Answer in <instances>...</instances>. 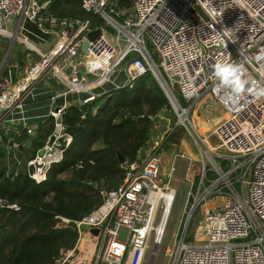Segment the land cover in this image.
Instances as JSON below:
<instances>
[{"label":"built area","instance_id":"2783aa9c","mask_svg":"<svg viewBox=\"0 0 264 264\" xmlns=\"http://www.w3.org/2000/svg\"><path fill=\"white\" fill-rule=\"evenodd\" d=\"M82 8L89 16L55 15L51 0H0V34L16 37L38 56L15 83L0 74V145L11 131L36 134L40 122L29 123L28 100L39 95V83L52 86L51 77L61 85L59 92L45 89L54 128L26 163L25 173L32 179H46L72 141L63 121L70 96L88 94L79 100L81 105L110 88L131 86L150 71L170 89L177 88L189 104L194 101L190 107L179 100L172 104L183 122L203 97L217 102L227 115L209 135L195 130L204 144L210 137L217 139L208 146L197 176L187 150H172L165 166L168 139L149 145L145 157L126 161L125 180L103 188L101 205L73 221L79 237L72 248L63 249L56 264H72L74 258V264H142L151 237L155 244L163 240L178 195L172 180L179 158L189 162L186 179L193 202L184 233L173 245L172 264H264V0H82ZM13 20L14 31L8 25ZM26 20L56 36L48 49L21 33ZM96 29L100 35L90 40L88 34ZM218 61L242 68L247 84L238 99H228L229 89L217 90ZM59 97L63 101L56 107ZM6 144L16 151L26 143L9 138ZM6 173L15 177L20 171L16 166ZM4 207L19 208L3 197ZM201 207L206 240L192 244L186 241L188 225Z\"/></svg>","mask_w":264,"mask_h":264},{"label":"trees","instance_id":"16d2710c","mask_svg":"<svg viewBox=\"0 0 264 264\" xmlns=\"http://www.w3.org/2000/svg\"><path fill=\"white\" fill-rule=\"evenodd\" d=\"M51 10L55 15L89 16L82 0H51ZM180 101L183 107L189 105L183 97ZM171 108L166 91L150 71L131 86L110 88L94 100L68 106L63 121L72 141L42 182L25 172L7 175L5 138L0 145V198L19 208H0V264H56L63 249L72 248L79 237L73 221L101 205L103 188L118 187L125 180L119 153L127 162L137 160L155 119ZM48 122L36 135L22 131L16 140L25 147L32 138L36 154L54 128L53 117ZM62 216L71 221L62 223Z\"/></svg>","mask_w":264,"mask_h":264},{"label":"rangeland","instance_id":"374dc122","mask_svg":"<svg viewBox=\"0 0 264 264\" xmlns=\"http://www.w3.org/2000/svg\"><path fill=\"white\" fill-rule=\"evenodd\" d=\"M97 19L99 18L97 17ZM0 41H2V46L0 47V64L4 59H6L5 66H9V64L17 65L16 67L18 71H23L28 67V62L30 63L38 60L37 54L33 53L28 45L24 42L17 39L14 47L8 53V48L12 42V38L0 34ZM50 41L52 42L53 39ZM148 48L152 52L149 46ZM27 52L30 54V59L26 58L25 56ZM154 58L158 60L157 55H155ZM105 86H108V84ZM171 89L178 98L179 102H181L180 100H182V97L180 92L177 91V88L171 86ZM193 103L194 101H191L190 104L188 102V107H190ZM221 110L224 113L225 110L217 102H214L211 98L203 97L196 101V104L193 105L192 111H190L187 117H185V121L183 122L181 120L180 114L174 109L172 105L171 109H167L164 112L159 113L155 119V126L153 129L154 131L152 132V135L149 139V145H152L155 141H158L162 138L163 140L168 139L164 146L165 158L163 157V159L165 166H167L169 163L170 153L172 150H187L193 158L194 174L197 176V173H199L201 169V160L203 157H206V160L208 158L206 155V151L209 149L208 146L211 147L215 145L217 139L215 137H210L207 144H204L202 141H200L195 130L197 129V131L203 136L209 135L208 133L214 130V128L203 129V117H212L214 119L219 118L220 121L221 119L219 114ZM188 165L189 162L186 159L179 158L176 162V170L172 180V185L178 190V195L176 201L173 204V209L168 219L166 226L167 228L162 242L160 244H155L153 236L151 237L149 240L150 248L147 250L142 264H172L173 262V254L171 255L173 245L176 243L177 239L180 240L182 237L185 230L184 224L187 221L186 203L190 197L191 190L190 183L186 179ZM209 165H211L210 162ZM202 210L203 207L198 208V210L194 211L190 219L186 237V241L189 243L199 244L200 242L206 240V235L200 233V230L204 229V226L201 224L203 221ZM155 251L156 253L154 254L153 252ZM71 262L74 264L77 262V259L74 258L71 260Z\"/></svg>","mask_w":264,"mask_h":264},{"label":"crops","instance_id":"0c3cea01","mask_svg":"<svg viewBox=\"0 0 264 264\" xmlns=\"http://www.w3.org/2000/svg\"><path fill=\"white\" fill-rule=\"evenodd\" d=\"M8 25H9V28L12 29L13 31L16 29L15 28V20L10 21L8 23ZM21 33L28 36L30 39L32 38L31 40L33 42L40 43V45L44 49H48L52 45V43L54 42V38H56V36L54 34L49 36V35H47V33L40 31L33 22L28 21V20L24 21ZM40 36H42V38H44L43 41L41 40ZM10 38H12V42H13L14 38L13 37H10ZM51 39H53L52 42L50 41ZM12 42L10 43V45L12 44ZM1 46H2V41H0V47ZM9 49H10V46L8 48V53L12 50V48H11V50H9ZM29 55H30L29 52H27L25 54L26 58L30 59ZM4 61H6V59H4ZM31 63H33V62H30V63L28 62V66ZM16 66L17 65H10V64H9V66L4 65V67L1 71L2 75L10 76L14 83L17 82L18 79H20V77L22 76L21 75L22 70L18 71ZM48 87L51 88L52 93L59 92V90H61V85L52 84V86H49V85H46L45 83H39V86L37 88V92L39 93V95L35 98H30L27 102V105H26V112L30 117V119H29L30 124L40 122L39 127H40V125H43V124H44V126H48L50 124L48 122L49 117L47 116L48 115L47 113L49 111V107L51 104L50 103L51 97H50V94H48L47 90H45ZM87 96H88V94H78V95L70 96L68 98V101H69L70 105H72V104L77 105V104H79V100H81V98H85ZM62 101H63V97H59L58 99H56V102H55L56 107ZM219 115H220V119L222 120L226 117L227 114L225 111L223 113V111L221 110ZM217 119L219 121V118H217ZM217 119L204 116L203 117L204 124H202L203 129L215 128L216 127L215 125H217L221 121L220 120L218 122ZM21 128H17V129H21ZM22 130H23V128H22ZM209 133H211V131ZM10 134H11L10 137H5L6 142L9 140V138L10 139H12V138L16 139L18 136H21L17 132H14V131H11ZM32 134L36 135L35 133H32ZM31 142H32V138L27 141V143L30 145L25 146V147L21 146L16 151H12L10 149L9 145L6 144V150H7V153H6L7 156L5 158V164L7 167L6 170H8V169L12 170V169H14V167L17 166L21 173L25 172L26 163L28 162V160H30L31 158L36 156L38 154V152L41 150V148L43 147L42 146L40 149H38L36 151V154H34L33 149L31 147L32 146ZM148 147H149V141L147 142L146 145H144L140 149L139 155H138L139 158L145 157L148 154V151H149ZM164 158H165V156H164ZM18 162H21V163L18 165Z\"/></svg>","mask_w":264,"mask_h":264},{"label":"clouds","instance_id":"9594fccd","mask_svg":"<svg viewBox=\"0 0 264 264\" xmlns=\"http://www.w3.org/2000/svg\"><path fill=\"white\" fill-rule=\"evenodd\" d=\"M260 58L257 56V59ZM214 72L219 81L217 90L229 89V100L238 99L245 92L247 81L242 78L243 72L240 66L227 61H218L215 64Z\"/></svg>","mask_w":264,"mask_h":264},{"label":"water","instance_id":"95a60500","mask_svg":"<svg viewBox=\"0 0 264 264\" xmlns=\"http://www.w3.org/2000/svg\"><path fill=\"white\" fill-rule=\"evenodd\" d=\"M100 32H101L100 29H96L95 31L90 32V33L88 34L90 40H95L96 37L100 35ZM16 41H17V38L15 37V38H14V41H13L12 44L10 45V49H9V50H11V48H13V46H14V44H15ZM88 46H89V43H88V42H85V43L83 44V50H87V47H88ZM4 65H5V61L3 60L2 63H1V65H0V74H1V71H2V69H3V67H4ZM152 73H153V75L159 80V82H160V84H161L163 90L166 91V93H167V95H168V97H169V99H170V101H171V104L178 102V98L175 96L174 92L168 87V85H167L165 79H164L162 76H160V75H158V76L155 75L154 72H152ZM49 80H50V82H51L52 84H57V81H56V79H55L54 77H51ZM53 140H54V136L52 137L51 142H52ZM119 159H120V161H121L122 163H125V162L127 161V160H126V157H125L123 154H121V153H119ZM192 202H193V196L191 195V196L189 197L187 203H186V210H187V212H189V213H191V210H192V207H191ZM201 224L203 225V222H201ZM92 231H93V233H95L96 235H98V233H99V229H97V228H93ZM200 233L204 234V233H205V230H204V229H201V230H200ZM153 253L155 254L156 251L153 252Z\"/></svg>","mask_w":264,"mask_h":264},{"label":"bare ground","instance_id":"6f19581e","mask_svg":"<svg viewBox=\"0 0 264 264\" xmlns=\"http://www.w3.org/2000/svg\"><path fill=\"white\" fill-rule=\"evenodd\" d=\"M187 116V114L185 115V117ZM166 216H167V212L165 213V215L163 216V218H162V221H161V223H160V229H163L164 227V224H165V220H166Z\"/></svg>","mask_w":264,"mask_h":264}]
</instances>
